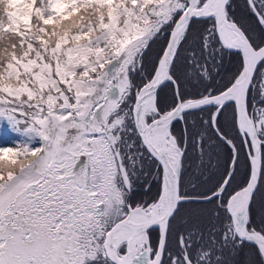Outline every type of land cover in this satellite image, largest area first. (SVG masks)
Masks as SVG:
<instances>
[{
	"label": "snow or ice",
	"instance_id": "obj_1",
	"mask_svg": "<svg viewBox=\"0 0 264 264\" xmlns=\"http://www.w3.org/2000/svg\"><path fill=\"white\" fill-rule=\"evenodd\" d=\"M0 132V264H264V0H0Z\"/></svg>",
	"mask_w": 264,
	"mask_h": 264
},
{
	"label": "trees",
	"instance_id": "obj_2",
	"mask_svg": "<svg viewBox=\"0 0 264 264\" xmlns=\"http://www.w3.org/2000/svg\"><path fill=\"white\" fill-rule=\"evenodd\" d=\"M236 2H237V4H241V5H242L243 0H236ZM0 133H2V132H0ZM13 139H14V137H13ZM3 141H4V140H3V137H2V140L0 141V143L3 142ZM8 141H12V140L9 139Z\"/></svg>",
	"mask_w": 264,
	"mask_h": 264
},
{
	"label": "rangeland",
	"instance_id": "obj_3",
	"mask_svg": "<svg viewBox=\"0 0 264 264\" xmlns=\"http://www.w3.org/2000/svg\"><path fill=\"white\" fill-rule=\"evenodd\" d=\"M2 137H3V134L0 133V141L2 140ZM3 142H4V141H3ZM3 142H1V143H3ZM8 143H11V141H8Z\"/></svg>",
	"mask_w": 264,
	"mask_h": 264
}]
</instances>
